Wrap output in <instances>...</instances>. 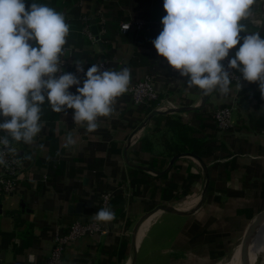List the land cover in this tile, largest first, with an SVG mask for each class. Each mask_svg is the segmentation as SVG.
Segmentation results:
<instances>
[{
    "label": "crops",
    "instance_id": "crops-1",
    "mask_svg": "<svg viewBox=\"0 0 264 264\" xmlns=\"http://www.w3.org/2000/svg\"><path fill=\"white\" fill-rule=\"evenodd\" d=\"M32 2L66 17L67 72L74 60L90 66L103 58L107 69L129 68L130 85L150 77L159 98L153 104L137 105L126 92L117 98L115 114L100 118V127L92 133L74 123V110L64 115L53 112L47 103L43 106L45 127L35 144L13 145L22 168L16 189L0 202V264L45 263L54 237L65 235L75 220L95 217L103 208L100 195L105 193L111 195L108 208L115 212V220L101 222L102 233L67 245L63 264H128L136 221L159 206L191 212L207 177L204 202L193 213H154L146 218L141 239L138 230L135 234L134 264H219L232 254L246 218L264 208V97L258 84L241 77L242 87L232 81L228 96L217 92L203 96L198 87L188 88V78L159 56L152 44L167 14L164 0H25L26 10ZM93 21L97 35L92 33ZM124 21L142 26L123 32L119 25ZM241 22L264 38V0H257L252 15ZM239 47L230 50L232 58ZM69 91L76 94L74 86ZM233 101L237 107L230 125L221 130L211 112ZM178 107L192 109L172 110ZM180 123L189 128L194 148L201 152H176L171 129ZM69 132L78 140L72 150L62 147ZM187 152L202 158L183 154L166 170L174 155ZM25 154L32 159H24Z\"/></svg>",
    "mask_w": 264,
    "mask_h": 264
},
{
    "label": "clouds",
    "instance_id": "clouds-1",
    "mask_svg": "<svg viewBox=\"0 0 264 264\" xmlns=\"http://www.w3.org/2000/svg\"><path fill=\"white\" fill-rule=\"evenodd\" d=\"M256 2L164 0L167 14L152 44L159 56L188 78L187 87H198L203 96L213 92L228 96L235 75L230 70H235L240 74L238 87H242V77L257 83L264 97V38L241 22L252 15ZM69 34L65 15L54 8L32 2L26 10L25 0H0V166L7 165L10 154H17L15 143L35 144L45 127L46 103L55 113L67 115L68 109L74 110V123L92 133L100 127V118L115 114L117 98L129 90L131 71L127 67L104 70L102 64H92L85 73L86 62L74 60L76 72L84 73L83 81L65 72L62 57L68 52ZM238 44L225 66L222 61ZM73 86L76 94L69 91ZM77 143L69 132L62 147L72 150ZM24 159L32 156L25 154ZM94 218L108 223L116 215L105 207Z\"/></svg>",
    "mask_w": 264,
    "mask_h": 264
},
{
    "label": "built area",
    "instance_id": "built-area-1",
    "mask_svg": "<svg viewBox=\"0 0 264 264\" xmlns=\"http://www.w3.org/2000/svg\"><path fill=\"white\" fill-rule=\"evenodd\" d=\"M142 26L141 22H130V21H124L120 23L119 28L123 32H128L131 29L139 30ZM85 32L87 33L88 37H92L88 26L85 27ZM69 54V53H68ZM232 57L229 55L228 58H226L222 63L227 66L228 59H231ZM62 59H65L63 64V70L67 72V66L70 63V57L69 55H64ZM92 64H102L103 69L107 70V60L103 58H98L95 60ZM90 66H85L84 70L85 73L87 69ZM233 74H235L232 77V81H238V74L235 72V70H230ZM71 73L76 74L81 81L85 78L84 73H77L75 66H73ZM63 74V73H60ZM83 86L82 83L80 85ZM75 91L76 87L74 86ZM133 103L137 105H149L159 98V93L157 89L153 85V81L150 77L146 76L143 79L138 80L137 82L133 83L129 86V90L127 91ZM235 101L224 105L222 107H219L211 112V116L214 119V121L217 124V127L221 130H225L230 125V119L233 110L236 108ZM262 133H264V129L262 130ZM16 155H9L6 157L7 159V165L6 166H0V202L3 197V195L13 192L17 184L20 180V174H21V158L19 156V152L16 150ZM111 195L109 193L101 194L100 195V202L101 206L103 208L109 207ZM104 231L103 225L101 222H97L94 217L89 218L84 221L75 220L73 221L69 227L68 232L65 235H56L53 239V246L51 248V251L45 261V263L42 264H63V257L62 253L64 248L71 244L72 242L76 241L77 239L86 236V235H94L98 233H102Z\"/></svg>",
    "mask_w": 264,
    "mask_h": 264
},
{
    "label": "water",
    "instance_id": "water-1",
    "mask_svg": "<svg viewBox=\"0 0 264 264\" xmlns=\"http://www.w3.org/2000/svg\"><path fill=\"white\" fill-rule=\"evenodd\" d=\"M92 26H91V29H92V33L94 35H97V27L94 25V21L92 22ZM192 109V107H178V108H173L172 110L173 111H177V112H180V111H187V110H190ZM157 111L154 110L151 114H150V117L156 113ZM191 155V156H194V157H197V158H202L200 155L196 154V153H190V152H187V153H180V154H176L174 155L166 170H169L171 168V166L173 165V163L175 162V160L181 156V155ZM208 188H209V178L207 177V181L205 182V186L203 188V192H202V195L199 199V202L197 204V206L189 213H182V212H178V211H175L174 208H171V207H167V206H159L157 207L156 209H154L153 211L149 212V213H146L145 215H142L137 221L136 223L134 224L133 228H132V232H131V245H130V251H129V256H128V264H134V261H135V234L137 233V230L138 228L140 227V225L143 223V221L151 214H154V213H158V214H172V215H189L191 213H193L195 210H197L201 205L202 203L204 202V199H205V196L207 194V191H208ZM79 205H77L76 208H78ZM264 217V208H261V209H258L256 211H254L252 214H250L247 218H246V223L243 227V224L241 226V228L239 229L238 233L236 234L235 236V240H234V245H233V250L232 252L235 253L237 252L238 250V257H237V261H236V264H244L243 262V236H244V232L245 230L249 229L250 226L255 222L257 221L259 218H263Z\"/></svg>",
    "mask_w": 264,
    "mask_h": 264
},
{
    "label": "bare ground",
    "instance_id": "bare-ground-1",
    "mask_svg": "<svg viewBox=\"0 0 264 264\" xmlns=\"http://www.w3.org/2000/svg\"><path fill=\"white\" fill-rule=\"evenodd\" d=\"M174 210H177V209L175 208ZM147 219H145L143 223L140 225V227L138 228V232H139V234L137 232L138 240L141 239L143 231L145 230V227L148 222ZM149 223H150V220H149ZM245 246L247 248L246 250L244 249L245 251L243 253V262L244 264H254L258 256L264 252V217L259 218L257 221H255L252 224L250 230L247 232V234L243 238V247ZM236 261H237V258H231L228 260L227 264H236Z\"/></svg>",
    "mask_w": 264,
    "mask_h": 264
},
{
    "label": "trees",
    "instance_id": "trees-1",
    "mask_svg": "<svg viewBox=\"0 0 264 264\" xmlns=\"http://www.w3.org/2000/svg\"><path fill=\"white\" fill-rule=\"evenodd\" d=\"M236 73L239 74L238 72ZM171 138L173 139L174 147L177 149L176 152L192 150L201 152L200 149L194 148V138L191 136L189 128L183 123L171 129Z\"/></svg>",
    "mask_w": 264,
    "mask_h": 264
},
{
    "label": "rangeland",
    "instance_id": "rangeland-1",
    "mask_svg": "<svg viewBox=\"0 0 264 264\" xmlns=\"http://www.w3.org/2000/svg\"><path fill=\"white\" fill-rule=\"evenodd\" d=\"M246 246H247V245H246ZM246 246L243 247V253H244V251H245L246 248H247ZM244 249H245V250H244ZM237 255H238V250H237V252H236L235 254H234L233 252H232V254H228L225 258H223V259L219 262V264H227V262H228L229 259H231V258H237V257H238ZM254 264H264V252L258 256V258H257V260L255 261Z\"/></svg>",
    "mask_w": 264,
    "mask_h": 264
}]
</instances>
